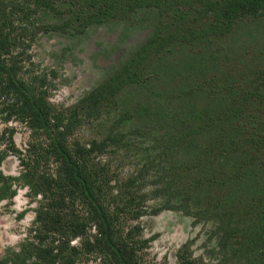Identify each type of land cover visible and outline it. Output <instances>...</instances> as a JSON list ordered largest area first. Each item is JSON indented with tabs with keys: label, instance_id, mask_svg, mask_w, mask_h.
Wrapping results in <instances>:
<instances>
[{
	"label": "trees",
	"instance_id": "16d2710c",
	"mask_svg": "<svg viewBox=\"0 0 264 264\" xmlns=\"http://www.w3.org/2000/svg\"><path fill=\"white\" fill-rule=\"evenodd\" d=\"M194 8L208 19L203 26H193ZM243 15H264V0H0V123H22L34 140L23 153L14 144L13 128L1 133L5 147L0 166L13 155L23 170L18 176L0 171V202L12 200L19 187L37 204L26 238L17 248H6L0 264H80L93 256L101 264H146L142 252L149 241L142 238L138 223L128 228L127 220L138 221L150 208L153 213L171 209L220 224L227 212L237 214L232 209L238 196L247 203L243 214L259 219L246 244L264 249V177L241 187V170L226 168L232 154L244 159L243 166L264 164V71L256 87L263 106L245 111L235 99L229 115L234 123L209 148H199L198 137L220 128V123L208 114L210 106L197 109L187 102L196 95L194 87L179 94L175 110L154 96L137 108L120 103L124 90L142 88L159 75L154 66H144L147 56L156 55L160 63L175 47H190L201 36L222 35ZM134 20L150 23L153 33L127 63L74 107L59 109L49 102L54 76L36 70L31 62L30 51L40 34L74 38L93 27ZM186 21L189 30L183 34L177 24ZM84 125L105 131L84 144L74 138ZM162 125L172 127L155 134ZM187 150L207 157L181 160ZM121 152L137 158V169L124 181L99 159ZM149 176L153 180L147 182ZM113 178L119 184L115 188L109 186ZM230 180L239 184L236 190L229 188ZM160 198V204H147ZM226 228L227 238L242 236L238 226L229 223ZM179 259V264H189Z\"/></svg>",
	"mask_w": 264,
	"mask_h": 264
},
{
	"label": "rangeland",
	"instance_id": "374dc122",
	"mask_svg": "<svg viewBox=\"0 0 264 264\" xmlns=\"http://www.w3.org/2000/svg\"><path fill=\"white\" fill-rule=\"evenodd\" d=\"M197 10L199 8L193 9L191 19H196L193 26L200 27L208 19ZM188 22L177 24L183 34L189 30ZM152 33L150 23L134 20L93 27L85 35L74 38L58 32L40 34L30 51L31 62L36 70L51 72L54 76L48 90L49 102L59 109H68L127 63ZM147 57L144 66L147 69L154 66L159 75L151 78L142 88L131 86L124 90L121 105L137 108V103L154 96V101L175 110L181 101L179 94L194 87L196 95L189 96L187 102L197 109L210 106L208 114L220 123V128L209 129L198 137L199 148H209L213 141L230 130L234 118L229 115L235 99L245 111L263 106L256 95V87L264 71V15L257 18L243 15L222 35L201 36L190 47H175L173 52L163 56L164 60L160 63L155 62L158 59L154 54ZM152 90L155 94L151 93ZM6 127L14 129V144L25 153L28 144L34 141L30 130L22 123L11 121L0 123V135ZM162 127L155 134L161 136L172 126ZM104 131L97 126L84 125L76 130L74 138L85 144L100 139ZM4 147L1 143L0 150ZM187 152L180 156L181 160L188 156L202 161L207 157L206 154L198 155L195 150ZM99 159L109 164L120 181L137 169V158L133 154H107ZM243 161L238 154H232L226 161V168L240 169L243 173L241 187L264 177V164L243 166ZM22 170L18 158L13 155L7 156L0 166L5 176H18ZM148 180L153 179L149 176ZM117 182L113 178L109 186L115 188L119 185ZM228 185L235 190L239 186L231 180ZM153 187L146 186L147 189ZM27 193L26 188L18 187L12 200L0 202V258L6 248H17L26 238L34 218L32 210L37 205ZM161 200L163 198L154 199L147 204L155 206ZM246 204L238 196L232 209L237 214L227 212L221 217L220 224L214 220H196L193 216L171 209H159L153 213L149 208L138 221L127 220L125 225L130 228L138 223L142 227V238L149 241L142 252V260L146 264H179L181 256L189 264H264V249L249 245V242L246 244L248 239L245 237L251 236L259 220L256 216L251 218L243 214ZM24 210L27 213L19 218ZM229 223L241 228V237L227 238L226 226ZM80 242V239L75 240L74 244L79 245ZM232 248L238 251L234 253ZM80 264L101 262L93 256L85 258Z\"/></svg>",
	"mask_w": 264,
	"mask_h": 264
}]
</instances>
